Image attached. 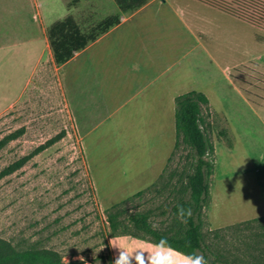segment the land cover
<instances>
[{
    "label": "rangeland",
    "instance_id": "obj_1",
    "mask_svg": "<svg viewBox=\"0 0 264 264\" xmlns=\"http://www.w3.org/2000/svg\"><path fill=\"white\" fill-rule=\"evenodd\" d=\"M82 10L79 22L83 30L94 27L97 22L93 21V7L87 5ZM262 63L261 67L245 66L233 71L232 77L241 89L238 91L234 85L225 84L221 93L217 91L213 97V110L226 124L216 117L209 119L204 113L206 122L212 125L209 135L216 148L217 168L211 187L219 201L212 214L213 226L264 213V61ZM110 125L85 140L83 153L81 141L74 134L61 84L51 70L40 74L32 91L0 116V141L25 129L22 137L0 150V173L65 133L58 143L22 169L0 179L1 240L18 250L36 246L56 251L65 262L114 264L118 256L113 250L114 241L117 244L130 238L148 241L143 233L136 231L129 221L130 216L149 214L150 224L160 231L175 227L178 219L172 208L185 192L187 176L192 171V149L181 140L179 148L173 150L163 177L142 196L127 198L143 187L146 180L135 177L137 173L128 161H99L98 157L140 155L147 148L137 145L153 147L160 136L149 132L153 137H147L146 132L128 125L124 128ZM229 126L235 134L243 136H237L233 151L229 150V143L224 142H228L224 130L225 127L229 130ZM167 127L162 134H166L169 149H172L176 129L171 122ZM97 136L109 137L106 147L93 144ZM121 198L128 201L120 209L123 210L120 228L118 235L113 236L106 216L108 209L102 207L115 206ZM202 220L204 239L212 258L218 256L224 263L227 251L243 249L247 255L244 264H264V216L258 221H246L214 233L210 232L209 206L203 211ZM124 231L126 233L121 234ZM254 253L256 259L252 257Z\"/></svg>",
    "mask_w": 264,
    "mask_h": 264
},
{
    "label": "crops",
    "instance_id": "obj_2",
    "mask_svg": "<svg viewBox=\"0 0 264 264\" xmlns=\"http://www.w3.org/2000/svg\"><path fill=\"white\" fill-rule=\"evenodd\" d=\"M75 1L0 0V116L32 91L40 74L51 70L61 84L83 153L85 140L104 130L105 125L132 126L146 132L147 137L155 132L160 140L153 147L137 145L147 148L140 155L98 157L99 161H128L137 173L135 177L146 180L129 198L153 187L167 170L177 137L169 149L162 132L169 122L175 125L176 98L190 92L204 94L210 103L211 118L226 124L213 110V97L225 84L241 89L232 77L236 69L261 67L264 32L195 0H149L128 13H121L113 0ZM87 5L93 7V21L100 23L119 15L120 23L58 67L48 30L70 15L79 21ZM225 132L231 144L228 148L233 151L237 136H243L235 134L231 126L229 130L225 127ZM97 137L93 144L106 147L109 137ZM210 197V232L264 216H244L213 226L212 214L219 200L212 187ZM122 241L153 245L134 238ZM113 250L119 254L118 248ZM237 251H227L224 264H244L246 252Z\"/></svg>",
    "mask_w": 264,
    "mask_h": 264
},
{
    "label": "trees",
    "instance_id": "obj_3",
    "mask_svg": "<svg viewBox=\"0 0 264 264\" xmlns=\"http://www.w3.org/2000/svg\"><path fill=\"white\" fill-rule=\"evenodd\" d=\"M79 1L76 0L74 3L76 4ZM113 1L121 13H128L143 7L149 0ZM195 1L264 31V0ZM119 23V15L107 17L94 27L86 30H83L81 23L71 15L62 21L56 22L48 30V37L56 65L59 67L67 63L78 52L96 41L98 37L108 32L112 27L119 25ZM175 103L177 135L175 149L179 148L182 140L192 149L193 157L192 171L188 174L184 186L186 193H183L180 202L172 208V212L177 216L178 220L174 224L175 227L164 231L152 227L149 222V214H134L130 216L129 221L134 225L136 231L143 233L148 241L153 244L157 243L161 238H166L171 247L178 253L188 255L195 252L205 257L208 264H224L218 256L212 258V252L209 245L206 244L203 234V211L210 205L211 178L214 175L216 158L215 145L209 135L212 125L206 122V117L204 116L206 112L207 118H211L210 103L208 98L199 92L184 94L176 98ZM24 133L25 129L22 128L6 136L0 141V150L10 142L22 137ZM224 133V137L228 140L227 133ZM64 135L65 133L56 136L36 148L30 155L8 166L0 173V179L22 169L36 156L58 143ZM228 143L231 146L229 140ZM143 194L144 191L133 197H140ZM127 201H123L106 211L113 236L118 235L120 228L119 218L123 213V210L120 209ZM178 207L191 209V215L186 216L184 221H182L178 218ZM125 233L126 231L121 234ZM0 264H81V262H65L58 252L36 246L18 250L9 242L0 239Z\"/></svg>",
    "mask_w": 264,
    "mask_h": 264
},
{
    "label": "clouds",
    "instance_id": "obj_4",
    "mask_svg": "<svg viewBox=\"0 0 264 264\" xmlns=\"http://www.w3.org/2000/svg\"><path fill=\"white\" fill-rule=\"evenodd\" d=\"M191 215V209L178 207V218L184 221ZM113 247L119 249V254L114 264H208L202 255L195 252L180 256L171 247L166 238H161L157 243L147 246L143 244L129 245L123 241L113 242ZM148 249L146 252L145 249ZM135 249V251H133ZM147 254V255H145Z\"/></svg>",
    "mask_w": 264,
    "mask_h": 264
}]
</instances>
